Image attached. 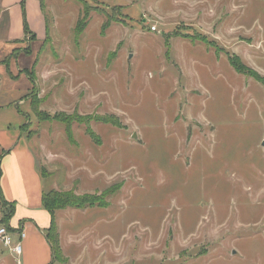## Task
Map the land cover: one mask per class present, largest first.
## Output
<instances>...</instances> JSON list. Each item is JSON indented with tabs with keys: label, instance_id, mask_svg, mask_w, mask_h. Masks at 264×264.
<instances>
[{
	"label": "rangeland",
	"instance_id": "rangeland-1",
	"mask_svg": "<svg viewBox=\"0 0 264 264\" xmlns=\"http://www.w3.org/2000/svg\"><path fill=\"white\" fill-rule=\"evenodd\" d=\"M46 3L13 77L49 190L105 205L62 221L71 264H264V0Z\"/></svg>",
	"mask_w": 264,
	"mask_h": 264
},
{
	"label": "crops",
	"instance_id": "crops-1",
	"mask_svg": "<svg viewBox=\"0 0 264 264\" xmlns=\"http://www.w3.org/2000/svg\"><path fill=\"white\" fill-rule=\"evenodd\" d=\"M57 2L51 5L55 12ZM197 5L198 1L190 9L183 7L184 13L189 16L195 11L199 16ZM46 6V1L40 0H0V225L9 229L15 245L19 243L21 232L26 234L21 240L23 250L19 257L0 244V264H71L70 252L75 245L71 233L62 223L73 209L53 214L44 206L43 196L54 189L49 190L51 186L43 178L38 155L23 129L29 117H37L26 98L30 82L23 77H13L15 67L20 69V65L34 64L29 50L26 55L16 52L28 37L26 28L38 42H43L49 35L56 41L62 36L60 21L50 31ZM195 26L203 30V26ZM72 29L69 26L70 35ZM39 146L43 152L48 148L41 143ZM9 205H14L13 210ZM9 214L8 222H5L4 218ZM53 222L58 229L63 263L55 258L48 237ZM80 260L84 262V257Z\"/></svg>",
	"mask_w": 264,
	"mask_h": 264
},
{
	"label": "trees",
	"instance_id": "trees-1",
	"mask_svg": "<svg viewBox=\"0 0 264 264\" xmlns=\"http://www.w3.org/2000/svg\"><path fill=\"white\" fill-rule=\"evenodd\" d=\"M40 1H46V0H40ZM86 26L77 27L76 30H78V34H81L85 31ZM27 36H30L34 38V35L27 30ZM205 40V38H204ZM239 59L237 57H233V65L241 70L243 65L239 63ZM244 68V67H243ZM64 121H66L68 127L70 128L74 122H76V119H69L64 118ZM44 198V206L47 210L50 211V213H56V211H63V209H87V208H93L96 205H99L101 207H105L104 202L99 196H91V195H76L74 191L71 192H58V191H49L47 194L43 196ZM6 206H8V203L4 202ZM10 208L13 210L14 205H9ZM11 213V212H10ZM10 217L9 215H6L4 218L5 222H8V219ZM6 224V223H5ZM49 240L53 244V250L55 254V258L58 260L60 259L59 255L62 253L60 244L58 243V229L56 228L55 223L53 222L51 226V230L49 233Z\"/></svg>",
	"mask_w": 264,
	"mask_h": 264
},
{
	"label": "built area",
	"instance_id": "built-area-1",
	"mask_svg": "<svg viewBox=\"0 0 264 264\" xmlns=\"http://www.w3.org/2000/svg\"><path fill=\"white\" fill-rule=\"evenodd\" d=\"M152 30L154 32L158 31V28L156 27H152ZM26 237V234L24 231L21 232L20 234V240L19 243H17V245L13 244L12 241V237L11 234L9 232V229H7L6 226H1L0 225V240L1 242L6 246L9 247L11 249V251L17 256L19 257L22 254V250H23V244H21V240H23Z\"/></svg>",
	"mask_w": 264,
	"mask_h": 264
},
{
	"label": "water",
	"instance_id": "water-1",
	"mask_svg": "<svg viewBox=\"0 0 264 264\" xmlns=\"http://www.w3.org/2000/svg\"><path fill=\"white\" fill-rule=\"evenodd\" d=\"M135 138H137V136H135ZM263 145H264V142H263Z\"/></svg>",
	"mask_w": 264,
	"mask_h": 264
}]
</instances>
